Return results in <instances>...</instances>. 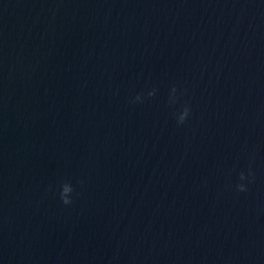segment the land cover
Returning a JSON list of instances; mask_svg holds the SVG:
<instances>
[{
  "label": "water",
  "instance_id": "water-1",
  "mask_svg": "<svg viewBox=\"0 0 264 264\" xmlns=\"http://www.w3.org/2000/svg\"><path fill=\"white\" fill-rule=\"evenodd\" d=\"M0 264H264V0H0Z\"/></svg>",
  "mask_w": 264,
  "mask_h": 264
},
{
  "label": "clouds",
  "instance_id": "clouds-1",
  "mask_svg": "<svg viewBox=\"0 0 264 264\" xmlns=\"http://www.w3.org/2000/svg\"><path fill=\"white\" fill-rule=\"evenodd\" d=\"M155 91H156L155 89H153L152 91H149L148 96H154ZM171 91H172V96L170 97V103H173V102H175L176 87L173 86ZM139 101H141V94H137L134 98V101H132V102H139ZM189 113H190V106L185 105L183 107L182 111L177 116V124L182 125L187 120ZM248 176L249 177L253 176L251 169H249ZM247 178L248 177L245 176L244 172H240V174H239V180L240 181H244ZM249 182H251V181H249ZM236 190L238 192H246L248 189L244 183H238L236 185ZM73 191H74L73 186L70 183H68V182L62 183V185L60 186V199L63 202V204L69 205L72 203L71 193Z\"/></svg>",
  "mask_w": 264,
  "mask_h": 264
}]
</instances>
